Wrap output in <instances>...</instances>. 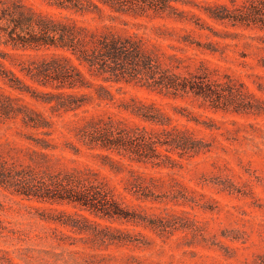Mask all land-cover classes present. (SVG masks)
I'll use <instances>...</instances> for the list:
<instances>
[{"label":"rangeland","instance_id":"obj_1","mask_svg":"<svg viewBox=\"0 0 264 264\" xmlns=\"http://www.w3.org/2000/svg\"><path fill=\"white\" fill-rule=\"evenodd\" d=\"M16 4L137 40L165 74L206 86L204 95L165 93L145 85L153 81L142 68L139 79H106L68 52L0 42V66L38 95L0 78V170L13 178L29 170L35 181L79 178L126 214L109 218L0 183V264H264V0H140L85 14L46 0H0V9ZM61 53L88 82L64 90L90 97L76 110L53 108L62 90L21 71ZM99 86L112 98L98 100ZM27 114L43 123L33 126ZM101 129L129 131L142 160L87 145L85 135ZM184 135L193 144L176 147Z\"/></svg>","mask_w":264,"mask_h":264},{"label":"trees","instance_id":"obj_2","mask_svg":"<svg viewBox=\"0 0 264 264\" xmlns=\"http://www.w3.org/2000/svg\"><path fill=\"white\" fill-rule=\"evenodd\" d=\"M49 5L59 9L72 11L78 14L100 11L101 6H106L115 11H122L126 6H132L140 0H46ZM136 1V2H135ZM0 20L6 22L7 29L0 31V42L10 45L12 48L34 49L54 48L68 52L80 65L88 71L104 76L106 79L131 80L138 78L140 69H144L146 79H152V83L145 81V85L158 88L165 93L177 94L180 91H191L196 95L205 94V86L202 81H177L175 75H167L157 64H154L151 56L146 53L141 43L127 36L119 34H96L84 27L77 26L74 22L36 14L31 10H25L20 5H14L11 9H0ZM18 29L21 30L20 33ZM24 75L41 86H51L60 89L54 94L57 98L53 108L64 111L76 110L90 100L85 94L66 92L65 89H76L88 86L82 71L74 65L70 58L64 54L53 55L34 68H21ZM158 74V76H157ZM1 80L14 90L29 92L32 97L38 98L31 88L11 69L0 66ZM141 78V77H140ZM139 79V78H138ZM144 84V83H143ZM33 90V91H32ZM98 100H109L112 97L109 91L99 86L96 91ZM49 101V100H48ZM144 109V107H142ZM141 112V113H140ZM145 118H149L147 110H140ZM26 122L38 126L43 122H36L30 114ZM43 120V119H42ZM88 138L87 145L98 144L101 148L115 150L119 154L133 153L137 161L142 160V150L132 148L133 136L129 131L111 129L96 130ZM193 144L189 136H180L176 147L186 148ZM150 144L149 149L156 150L154 142L144 141V146ZM125 155V154H123ZM129 155V154H128ZM29 170L16 178L10 177L0 170V183L13 188L17 194L35 197L48 201H66L102 216L114 218L125 217V211L105 192H101L92 184L84 182L72 176L63 179H49L35 181Z\"/></svg>","mask_w":264,"mask_h":264}]
</instances>
